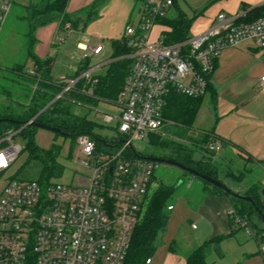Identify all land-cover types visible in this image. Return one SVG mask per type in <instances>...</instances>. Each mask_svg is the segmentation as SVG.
I'll use <instances>...</instances> for the list:
<instances>
[{
    "label": "built area",
    "instance_id": "2783aa9c",
    "mask_svg": "<svg viewBox=\"0 0 264 264\" xmlns=\"http://www.w3.org/2000/svg\"><path fill=\"white\" fill-rule=\"evenodd\" d=\"M134 1L139 18L126 26L121 38L133 50L128 56L133 60L131 71L117 99L110 101L120 109L119 115H105L107 124L118 121L117 137L102 138L100 145L90 135L77 138L79 154L72 175L78 176L76 184L56 179L43 186L36 180L17 179L10 170L24 151L21 130L0 135V264H124L159 166L139 155L133 142L144 141L150 134L163 135L167 126L164 111L171 94L201 98L209 93L223 50L245 42L264 48V17L243 21L239 15L224 12L208 30L184 41H161L164 33L153 40L154 28L172 18L174 0ZM14 3L0 0V29ZM70 28L67 24L65 30ZM79 49L82 62L104 50L101 40L80 44ZM98 69L90 67L79 78L60 79L63 90L54 101L62 99L80 79L86 85L98 83ZM29 74L36 76L34 70ZM32 89L37 91V84ZM260 89L264 92V75ZM84 92L94 96L92 87ZM208 145L215 151L222 149L213 136ZM128 151L132 156H126ZM230 217L246 235L264 243V232H257L234 208ZM260 250L264 255V244Z\"/></svg>",
    "mask_w": 264,
    "mask_h": 264
},
{
    "label": "trees",
    "instance_id": "16d2710c",
    "mask_svg": "<svg viewBox=\"0 0 264 264\" xmlns=\"http://www.w3.org/2000/svg\"><path fill=\"white\" fill-rule=\"evenodd\" d=\"M70 1L36 0L34 2V0H31L27 6L19 5V10H17L21 11V14L18 16L28 22V30L24 34L27 40L26 51L28 59L34 65L36 76H31L29 72H25V64H16L12 68L6 69V71L8 70L16 76L13 80L17 83H20L19 80L23 79V84L22 86L20 85L18 93H21L26 105L22 113L15 114L13 112L8 113L9 111H7L0 114V135L9 130H21L19 137L24 143L23 153H27V158L18 170V173L15 174V177L20 180H36L43 186H48L52 180L63 178L66 168L58 161L62 147L54 144L50 149H42L35 139L36 131L39 127L34 124L26 127L24 125L28 121L35 119L34 123L59 129L61 132L55 133L57 138L62 136L77 140L81 135H90L97 142V145H100L102 138L92 132L95 123L78 113L76 108L95 106L100 100L108 102L116 100L130 74L133 63V60L128 57L133 53V50L122 41L115 42L113 46L114 53L111 57L112 62L108 65L105 73L96 76L98 83L93 86L86 85V80L80 79L74 88L66 93L62 99L54 101L56 96L62 92L64 85L60 83V79L52 77L53 59L51 57L40 59L36 55L35 46L38 43L36 31L38 28L47 26L55 21L61 22L62 30H65L64 28H66L67 24H71L72 28L78 27L79 20L74 19L67 12ZM107 1L94 0L87 7L89 10L85 14L89 16L92 13L97 14ZM177 4L178 0H174L173 8H176ZM84 10H82V13ZM258 10L260 9H254V12L256 11L253 14L255 18H250L247 21L264 17V13L262 14ZM161 24L167 25L172 29L170 33L168 31L164 32L167 43L181 42L190 36L192 20L187 18L183 13L164 19ZM88 69H90L88 64L82 66L80 72L69 78H79ZM35 84H37L38 90L34 92L32 87ZM91 87L93 89V97L84 92L85 89L87 90ZM0 88L1 93L6 94V89L1 85ZM210 91L211 84L209 86V93ZM203 101L204 97L190 98L180 94H171L167 99L164 116L173 122L174 125L167 127L166 132L172 133L174 131L175 136L182 139L186 138L189 130H192L194 127ZM9 120H14V122ZM210 137H212L211 133L202 135L199 139H189L192 144L198 145L203 141L208 142L211 140ZM149 138L151 144L156 148L174 152L177 156L173 158L174 161L219 180L217 176L218 168L212 164V159H209L207 162L196 161L186 145L175 139L170 140L160 134H150ZM243 154L248 157L250 162H254V159L245 153ZM165 159L168 158L166 157ZM154 181L155 177L153 178ZM206 184L208 185L209 183L206 182ZM208 186L213 192L229 196L228 193L216 186L210 184ZM174 189V186H160L151 198L149 197L141 220L134 229L131 247L124 264H147V260L153 257L158 247L159 237L168 227L169 206L171 205H167V201L173 195ZM262 190L260 186L254 185L244 195L250 196L256 206L264 212ZM232 201L237 215L248 220L257 232L263 233L264 220L255 207L242 199L233 197ZM254 215L257 216L258 221L253 219ZM230 223L233 232L241 230L234 225L231 217ZM223 240L224 237H213L206 240L186 256V264H207V257L212 249L222 255L219 245ZM258 242L261 243L260 240ZM170 250L173 253L178 251L176 241L171 244Z\"/></svg>",
    "mask_w": 264,
    "mask_h": 264
},
{
    "label": "rangeland",
    "instance_id": "374dc122",
    "mask_svg": "<svg viewBox=\"0 0 264 264\" xmlns=\"http://www.w3.org/2000/svg\"><path fill=\"white\" fill-rule=\"evenodd\" d=\"M211 1L178 0V9L174 8L171 13V17L177 16L178 12L181 11L186 13L188 17L195 18L212 3ZM34 2H36V0H34ZM88 10L89 8H86L83 14L85 15ZM19 14H21V11H18L16 16L10 15L0 30V61L2 60V67H0V85L7 91L6 94H2L0 90V114L7 111H9L8 113L13 112L15 114L22 113L26 105L21 93H18L20 85L22 86L23 84V79L19 80L21 84L17 83L13 80L16 76L8 70L6 71V69H10L16 64H25V72H30L31 69V62L27 57L26 51L27 40L24 36L28 30V22L21 19L18 16ZM138 18L139 13L135 6V10L129 22L134 23L138 20ZM16 20H20L24 24H16ZM81 25L83 28L84 21H81ZM162 25L169 29V33L172 32L170 27L164 24ZM108 30L111 29H106V26L97 27V29L93 30L94 34L92 33L91 35L89 29H79L76 32L71 30L61 31L60 38L64 40V42L59 39V41H57V45L54 47L55 52L58 54L56 67L57 71H59V69L62 70L61 67L64 65L62 72L66 75L72 76V72L67 70V67H76L80 62L83 63V66L88 64L89 67H97L98 63L96 64L95 56L89 55V58L86 61H81L83 52L79 49L78 44L80 41H83L82 37L85 35L89 36L90 44L92 45L99 41L98 37L102 38L103 40L101 42L104 49L102 54H107L105 55L106 58L111 59L114 53V48L112 40L108 37ZM160 32V28L154 29L152 37L154 38ZM161 41H165V35L162 36ZM223 51L224 53H230L231 61L234 63H240L243 69L246 68V65L249 63V58L241 56V54L239 55L238 53L240 52L238 51L240 50H237L236 48H227ZM106 69L107 66L98 69L96 74H103V72H106ZM244 80H251L250 73H248V71H246L243 81ZM256 90L258 91V88H256ZM210 97L211 96L209 94L204 97L202 108L197 115L194 127L192 130H189L186 138L182 139L175 136L173 133L174 131H172V133L166 132L167 127L174 125V123L167 118V126L163 132V136L170 140L175 139L176 141H180L186 145L189 152H192L193 158L196 161L207 162L209 159H212V164L216 165L218 168V179L233 192L244 195L254 185H258L264 190L263 167L254 163H249L246 155L237 153L236 156L232 157L225 151V149L223 150V148L218 151L210 149L208 144L211 140L208 142H200L198 145H194L190 142L189 138L199 139L202 135L210 134L211 131L214 130L216 124L214 112L215 107ZM76 109L78 113L86 116L89 120L95 123L92 130L93 134L98 135L103 139H112L117 137L118 121L115 120L111 124H107L105 122L106 114L117 117L120 113V109H118L114 103L100 100L95 106H84L83 108ZM35 139L36 143L42 149H50L54 144L62 147L60 155L58 156V161L65 166L66 170L61 181L64 183H70L72 180L73 184H76L78 176L75 175V177L72 178V175L76 173V165L74 161L79 154L77 140L62 136L57 138L54 132L42 128L37 129ZM133 147L135 151L143 157H167L170 160L177 157L176 154L170 150H160L153 146L150 142L149 136H147L144 141L135 140L133 142ZM127 155L132 156L131 151H128L126 153V156ZM26 158L27 153H22L18 161L11 168L10 172L14 175L18 173V170L21 168ZM258 180H261V184L257 183ZM208 185L204 180L195 178L190 174H186L178 167L165 163H159V166L155 171V181L149 191V197L151 198L160 186H174V193L171 198L168 199L167 205L175 206V210L173 212L170 211L169 213L167 230L159 237L158 247L153 256L168 250L173 241H176L178 248L182 247V245L184 246L187 241L186 237L190 234H194L192 224L194 223L198 226L200 223L201 213L199 210L201 205L205 202V191L210 190ZM230 197L233 199L232 196ZM253 219L258 221L256 215L253 216ZM238 234L244 237L243 239H245V241L256 243L254 242L256 239L246 235L243 230H238ZM263 244L264 243H259V247ZM214 253L215 252L212 249L208 256L209 259L214 255ZM240 264H264V255L261 253L255 258L252 256L250 261L247 257Z\"/></svg>",
    "mask_w": 264,
    "mask_h": 264
},
{
    "label": "crops",
    "instance_id": "0c3cea01",
    "mask_svg": "<svg viewBox=\"0 0 264 264\" xmlns=\"http://www.w3.org/2000/svg\"><path fill=\"white\" fill-rule=\"evenodd\" d=\"M93 1H70L67 12L74 19L79 20L78 27H71L70 29L74 32L79 29H89L91 35L94 34L93 30L97 27L106 26V29H111L107 33H109L108 37L112 40L114 46L115 42L121 41L125 28L130 23L136 2L134 0H108L97 14L84 15L82 10L89 7ZM30 2L31 0H15L10 15L16 16L19 5L27 6ZM211 2L195 18L188 17L186 13L181 11L178 12V14L183 13L192 20L190 35L208 30L214 23L216 16L221 12L229 15H239L243 21L255 18L253 16L256 12H254V9H260L258 11L264 13V0H212ZM176 9H178V4ZM81 21H84L83 28ZM17 23L24 24L20 20H16ZM156 28H160L161 32L154 38L152 37L153 40H156L161 33L169 30L163 25L156 26L154 29ZM62 29L61 22L55 21L38 28L36 31L38 43L35 46V53L40 59L47 57L53 59L51 74L55 79L72 77L80 72L83 66V63L80 62L76 67H67V70L72 72V76L62 72L64 65L61 67L62 70L57 71L58 54L55 52L54 47L57 45V41L61 39L60 32L64 31ZM82 39L83 41H80L78 46L87 42L90 43L89 36L85 35ZM98 40L102 41L103 39L98 37ZM236 49L240 50L238 51L240 52L239 55L249 58V63L243 69L240 63L231 61L230 53H224V51L217 59L216 68L211 78V91L208 93L215 107L216 117V124L214 130L211 131V135L221 143L223 150L225 149L232 157L236 156L237 153H245L254 159V162L249 161V163L259 165L264 170V92L260 89V80L264 75V48L258 47L252 42H245ZM105 55L107 54L95 56L99 69L105 66L108 67L112 61V58L108 59ZM1 61L0 67H2ZM30 62L31 71L34 70V65L31 60ZM246 71L250 73L251 80L249 81H243ZM256 88H258V91ZM257 183L261 184V180H258ZM205 192V202L199 210L201 213L200 223L198 226L192 224L194 234L186 237V244L178 248L176 253H173L169 248L153 256L150 264H186V256L197 246L213 237H224L219 245L222 255L214 250V255L210 259L207 257V264H240L247 257L250 261L252 256L255 258L261 254L257 240L254 241L256 243L247 242L243 239L244 237L238 234V231L233 232L230 223V212L233 209L231 197L213 192L211 189ZM193 225H196L197 228L194 229Z\"/></svg>",
    "mask_w": 264,
    "mask_h": 264
},
{
    "label": "water",
    "instance_id": "95a60500",
    "mask_svg": "<svg viewBox=\"0 0 264 264\" xmlns=\"http://www.w3.org/2000/svg\"><path fill=\"white\" fill-rule=\"evenodd\" d=\"M9 121L14 122V120H9ZM33 124L38 126L39 128L46 129V130H49V131L54 132V133H60L61 132L59 129H56V128H49V127H46L44 125H39L37 123H33ZM148 159L159 162V163H165V164H169V165H173L175 167H178L181 170L185 171L186 173H189L193 177L200 178V179L206 181L207 183H209L210 185H213V186L220 188L221 190L225 191L230 196H232L236 199H242V200H245V201L251 203L255 207L256 211L259 213L261 218L264 220V212L256 206L255 202L253 201V199L250 196L235 193L231 189H229L225 184H223L221 181L214 179L208 175L202 174L193 168L186 167L177 161L165 159V158H154V157H149ZM262 194L264 196V190L262 191Z\"/></svg>",
    "mask_w": 264,
    "mask_h": 264
},
{
    "label": "snow or ice",
    "instance_id": "6c2138e0",
    "mask_svg": "<svg viewBox=\"0 0 264 264\" xmlns=\"http://www.w3.org/2000/svg\"><path fill=\"white\" fill-rule=\"evenodd\" d=\"M0 162H2V158H0Z\"/></svg>",
    "mask_w": 264,
    "mask_h": 264
}]
</instances>
